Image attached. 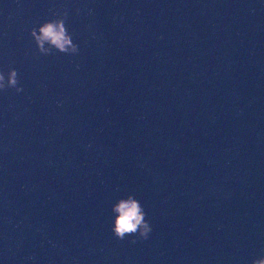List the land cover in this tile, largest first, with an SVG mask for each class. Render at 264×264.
Here are the masks:
<instances>
[{
    "label": "water",
    "instance_id": "water-1",
    "mask_svg": "<svg viewBox=\"0 0 264 264\" xmlns=\"http://www.w3.org/2000/svg\"><path fill=\"white\" fill-rule=\"evenodd\" d=\"M140 111L186 264L264 246V0H117Z\"/></svg>",
    "mask_w": 264,
    "mask_h": 264
},
{
    "label": "clouds",
    "instance_id": "clouds-1",
    "mask_svg": "<svg viewBox=\"0 0 264 264\" xmlns=\"http://www.w3.org/2000/svg\"><path fill=\"white\" fill-rule=\"evenodd\" d=\"M66 18L67 11L63 10L62 14L56 18L45 19L29 28V34L40 54H54V50L64 54L78 53V45L73 42L72 33L66 27ZM7 89H14L17 93L23 91L14 67L8 68L6 74L0 71V91ZM109 211L111 213L110 230L116 239L123 240L127 237L133 243L137 239H148L152 230L151 225L145 218L143 205L132 193L116 198L110 204ZM250 264H264V246L261 247V254L253 257Z\"/></svg>",
    "mask_w": 264,
    "mask_h": 264
}]
</instances>
